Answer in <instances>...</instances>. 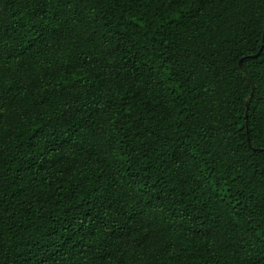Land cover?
<instances>
[{
  "label": "trees",
  "instance_id": "trees-1",
  "mask_svg": "<svg viewBox=\"0 0 264 264\" xmlns=\"http://www.w3.org/2000/svg\"><path fill=\"white\" fill-rule=\"evenodd\" d=\"M0 264H264V0H0Z\"/></svg>",
  "mask_w": 264,
  "mask_h": 264
},
{
  "label": "water",
  "instance_id": "water-1",
  "mask_svg": "<svg viewBox=\"0 0 264 264\" xmlns=\"http://www.w3.org/2000/svg\"><path fill=\"white\" fill-rule=\"evenodd\" d=\"M241 61V60H240ZM240 63V62H239Z\"/></svg>",
  "mask_w": 264,
  "mask_h": 264
}]
</instances>
